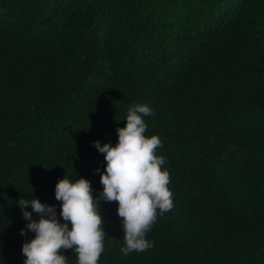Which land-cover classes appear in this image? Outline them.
<instances>
[{"label":"trees","instance_id":"1","mask_svg":"<svg viewBox=\"0 0 264 264\" xmlns=\"http://www.w3.org/2000/svg\"><path fill=\"white\" fill-rule=\"evenodd\" d=\"M134 104L153 110L173 208L124 255L99 201L98 264H264V0H0V264L35 235L21 198L59 218V179L99 195L93 142L114 146Z\"/></svg>","mask_w":264,"mask_h":264},{"label":"clouds","instance_id":"2","mask_svg":"<svg viewBox=\"0 0 264 264\" xmlns=\"http://www.w3.org/2000/svg\"><path fill=\"white\" fill-rule=\"evenodd\" d=\"M152 115L148 104H134L127 110L125 126L116 129L118 140L114 146L93 142L106 162L100 174L103 190L99 195H93L88 179L72 181L65 176L55 185L59 218L54 206L39 199L21 198L17 202L23 218L29 221L27 231L35 234L22 245L24 264H68V256L63 254L67 250L75 254L76 264H98L106 239L99 201L118 205L124 243L120 251L124 255L154 246L147 235L158 216L173 208V194L170 173L164 167L166 158L158 154L162 140L158 135H146L144 118ZM29 207L32 212L27 211ZM32 213L39 219L34 220ZM20 234L26 235L25 230L21 229Z\"/></svg>","mask_w":264,"mask_h":264}]
</instances>
